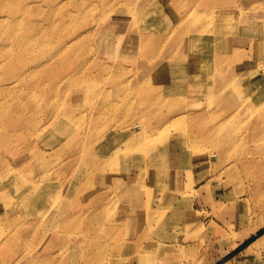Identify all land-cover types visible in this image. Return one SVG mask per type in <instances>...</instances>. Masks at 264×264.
Segmentation results:
<instances>
[{
  "label": "rangeland",
  "instance_id": "rangeland-1",
  "mask_svg": "<svg viewBox=\"0 0 264 264\" xmlns=\"http://www.w3.org/2000/svg\"><path fill=\"white\" fill-rule=\"evenodd\" d=\"M183 1L158 0L153 3L152 0H96L92 6L85 8L86 12L80 17L55 27L53 20L56 11H52L51 5L56 4V8L74 11L77 4L72 0H27L26 8L21 10L12 0H0V23L6 28L0 30V63L14 61L18 51L27 62L34 58L46 60V56L59 50L62 36L71 31L88 35L83 39L74 40L77 44L71 50L73 55H84L91 61V71L97 76L90 78L85 84L83 95L78 100V106L82 110H86L92 103L99 102V90L102 86L109 88L110 84L106 80L114 76L125 82V85L122 89H110L113 90L110 96L112 102L125 99L133 102L135 108L143 102L148 104L149 100L140 97L138 90L141 85L151 83L153 86H161L162 89L164 87L167 93H178L179 89L170 90L167 87L172 82L170 74L174 71V65H177L170 62V59L178 53L177 58L185 57L184 60L175 59L182 64L196 56H200L203 61L208 60L207 70L209 67H227L232 71L240 67L246 75L253 76V71L260 67L259 72L264 73V0H233L231 6L226 8H207L205 0H196V6L202 10L199 14L203 15L205 22L203 30L200 31H192L186 28L185 23H178L177 16L182 11L178 7ZM149 7H152L154 13L146 10ZM31 8L34 9L28 11ZM16 18L27 34H31L33 23L44 21L45 18L51 19L52 22L45 25L48 31L37 39V43H19L9 31ZM97 23H102L104 28L95 32ZM141 26L148 27L150 35L154 38L146 49L140 48L132 41L127 42L128 36H132L136 29L141 30ZM120 34L127 37L126 42L122 43V46L125 43L122 49L107 50L101 45L105 40H115ZM160 36H163L164 41L160 47L159 44L154 46V40ZM210 46H213V49L209 52ZM25 47L35 51L26 50ZM158 47L160 50L157 52ZM152 52L157 53L152 54L154 57L151 59L150 69L142 68L140 62L144 60V55ZM94 58L97 60L92 61ZM163 59H169L168 63L161 64ZM0 74L3 75L4 72ZM27 75L28 81L45 80L39 78L37 73ZM8 82H12V79L0 82V119L10 118L22 123L24 131L15 133L20 140L27 138L29 133L32 135L31 123L37 122V125H40L41 118L52 109L61 108L60 103L63 104L67 98L65 95H52V92H48L51 91L49 87L45 91H31L27 87L28 84L14 82L7 85ZM259 84L264 85V79ZM237 90L248 105L235 116L231 106L224 105L215 97L221 91L218 88L202 86L199 89L196 86L190 100L187 93H180L183 102L192 104L196 109H206L208 117L204 122L207 126L231 120L225 125L224 133L219 136H192V141L184 150L189 151V154L185 155L190 158L187 163L175 167L173 160L170 171L164 174L161 172L164 159L160 158L158 167H155L160 172L147 169V179L140 182L139 198H131L132 202H143L149 208L146 211L144 207L145 212L137 220L126 223L122 219L124 207L119 202L121 195L114 187L94 184L87 191L86 195L90 197L105 194L110 198L108 208L98 212L97 220L94 221L95 228L98 226L97 222H101L108 230L103 232L96 229V237H101L104 241L102 245L106 246L108 256L114 250L116 240L126 243L123 247V257L117 256L109 264H139L137 256L141 254L144 259L153 261L158 254L154 246L157 243L161 244L162 249L166 248L176 256H183L182 259L187 260L186 264H264V243L252 244L264 234V133L253 134L258 120L264 116V112L258 110L259 103L264 100V91L254 88L250 80H244ZM172 103H166L165 106ZM29 106L32 108L29 109ZM167 108L163 111L164 115L169 114ZM143 116L137 113L129 120H122V125L117 131H125L128 138L134 139L136 136L138 144L150 148L152 145L144 143L145 137L147 140H155L154 146L160 138L156 128L153 129L150 123L144 121ZM170 128V132L162 138L174 136L176 132L190 133V120L183 118ZM78 130L81 129L75 124L68 131L73 134ZM42 134L43 136L36 133L32 135L35 142L34 152L40 153L42 158L38 159L39 157L31 154L30 148L24 144L11 151L14 157L27 155L28 161L31 162V167H18L20 175L15 174V178H24L27 182L21 180L19 183L24 192V184L39 185L35 176L44 174L46 170L61 169L68 159L63 153L53 151L51 146L47 145L45 140L47 137L53 140L52 135ZM83 160L81 164H76L80 172L85 171L89 175L100 168L99 162L87 158ZM39 162L40 167H37ZM66 180V175L61 173L43 178L42 187L46 195L53 200V204L59 199L58 190L64 192L67 187ZM4 187L0 184V190ZM26 188L28 190L29 187ZM88 196L85 199H89ZM54 207L47 217H41L39 220V225L44 227L42 229L46 233L22 249L15 244L5 245L0 249V264H77L76 260L85 251V247L89 248L88 241L83 239L84 229H70L67 233L61 231L55 226L61 219V215L57 213L61 203L58 201ZM16 209L19 208L12 205L3 208L0 214V231L2 225H5L6 217L17 214ZM136 241H140V248L133 245ZM235 244L237 246L225 257L218 259ZM81 262L80 259L78 263Z\"/></svg>",
  "mask_w": 264,
  "mask_h": 264
},
{
  "label": "bare ground",
  "instance_id": "bare-ground-1",
  "mask_svg": "<svg viewBox=\"0 0 264 264\" xmlns=\"http://www.w3.org/2000/svg\"><path fill=\"white\" fill-rule=\"evenodd\" d=\"M26 1L27 0H12L20 10L26 8ZM72 1L74 4H77L75 6L76 10L74 11L56 8V4L51 5L50 8H52V11H56V16L53 20L55 27L66 24L68 20H75L80 17L81 14L86 12V7L92 6L96 2V0ZM152 1L153 3L158 2V0ZM195 1L196 0H184L178 7V9H182V11L180 14L178 13L179 15L177 18L178 23H185L187 25L186 28L192 29V31H200L203 30L205 22L202 17L203 15L199 14L202 10L196 6ZM232 1L233 0H205V4L207 8H226L231 6L230 4ZM33 9L34 8L28 9V11ZM146 10L149 13H154L152 7L146 8ZM18 20V18L15 19L16 22L9 27V31L17 42H29V44L37 43V39L43 37L48 31L45 25L48 22H52L51 19L45 18L44 21L33 23L32 28H30L32 29L31 34H27L22 30L20 26L21 22ZM97 25L98 27L95 32H98L104 26L102 23H97ZM141 28V30L136 29L132 36H128L127 42L132 41L140 48L146 49L151 45L154 38L150 35L148 27L141 26ZM2 29L5 30L6 28H3V25L0 23V30ZM70 33L60 38L61 45L59 50L54 54L46 56L48 60H43V58L42 60H38L34 58L30 60L31 62H27V60H24L20 56L18 51L14 61L11 60L8 63H0V73L4 72L3 75L0 74V82L12 79V82H8L7 85H11V83L14 82V84L22 82L28 84L27 87H29L31 91H34V89H43V91H45L47 87H49L51 91L48 92H52V95L67 96L65 102L63 104L60 103L62 105L61 108H54L43 119L41 118L40 125H37V122H33L30 125L32 135L33 133L40 136H43L42 133H46V136L52 135L53 140L48 139L49 137L46 138L45 142L47 145L51 146L53 151L61 152L66 155V159L68 158L61 169L59 168L60 170H46L44 174L35 176L40 183L39 185L32 183V186H25L23 183L26 189L24 192V188L20 186L19 183L21 180L22 182L26 181L24 178H21V180L19 177L15 178V174L19 176L20 169H18V167L27 168L31 165V162L28 161L29 158L27 155L14 157L11 155V151L18 149L24 144L30 148V153L34 154L35 157H39L38 159L42 157H40V153L34 152L35 142L30 133L27 138L21 140L17 138L15 133L24 131L22 123L18 122V120H10V118L0 119V153H2L0 154V184L5 186L0 190V214L3 208L7 206L12 205L14 208H19L16 209L17 214L13 213L12 216H7L5 225H2L3 227L0 231V249L8 244H15L22 249L42 237L46 232L42 229L44 227L41 228V225H39V220L41 217H47L55 208V204L59 201L61 203V208L57 210V213L61 215V219L55 226L64 233H67L70 229H84L83 239L88 241L87 246H89V248L87 247L86 249L85 247V251L80 254L79 259L76 260L77 264H109L115 257H123V247L126 243H121L117 240L116 242L113 241L114 250L111 251L108 256L106 246L102 245L104 241L101 237H96V229L103 232L108 230L101 222H97L98 226L95 228L94 221L97 220L98 212L108 208L107 203H109L110 198L105 194H97L96 197H94V195L90 197L86 195L87 191H89L94 184H101L109 188L114 187L121 195L119 202L122 203L124 207L122 219L126 223L137 220L138 217L145 212V209L147 211L149 208L147 205H144L143 202H132L131 198L133 196L139 198L140 182L141 180L147 179V169L154 170L156 173L160 172L158 168L155 169V167H158V162L161 161L160 158L164 159V167L163 171H161L164 174L170 171L172 167L171 162L173 160H175L173 162L175 167L178 164L185 163L190 158L185 156L189 154V151L184 150L189 146V142L192 141V136L199 135L209 137L215 134L219 136V134L224 133L225 125L231 120L227 119L223 121V124L218 123L207 126L204 122L205 118L208 117L206 109H196L192 104L183 102L180 93L184 95L187 93L190 100L193 98L190 96L194 94L193 92L196 90V86H198L199 89H201L202 86L218 88L221 91L219 94H216L215 97L220 99V102L224 105L227 104V106H231L232 114L235 116L238 111L242 110V108L246 109L248 105L247 101L244 100L245 98L237 93V89L243 85L244 80H250V84H252L254 88L264 91V85L259 84L262 83V79H264V73L261 74L259 72L260 67H257L255 72L253 71V76L246 75L244 70L240 67L232 71L227 67L224 69L209 67V70H207L206 63H209L208 60L203 61L200 56H196L192 58V60L187 59L185 63L182 64L177 60H184L185 57L180 56V59L177 58L179 55L178 53L175 57H171L170 59V62L177 65H174V71L170 74L172 82L167 86L170 90L179 89L178 93H172V91L167 93L164 91V87L162 89L161 86H153V83H151L146 86L141 85L138 90V95L140 97L149 100L148 104H144L143 102L139 105L138 102L137 105L139 106L135 108L133 102L125 99L121 100V102H112L110 96L113 90L110 91V89L115 88L116 90L125 85V82H122V80L114 76V78H108V80H106L108 84H110L109 88L102 86L99 90V102L92 103L86 107V110H82L81 107L78 106V100L83 95L85 84L90 78L97 76L91 71V61L87 60L84 55L77 57L71 52L73 47L77 44V41L74 40L83 39L88 35L84 36V34L79 31H71ZM34 37L37 38L35 39ZM126 38V36L120 34L115 40H105L101 45L107 50L116 51V49H122L125 45L124 43L122 46V43L126 42ZM154 41V46L159 44L160 47V44L164 41L163 36L156 38ZM159 47L157 52L160 50ZM25 48L26 50L31 49L30 51H35L33 48ZM208 49L209 52L212 51L213 46H210ZM149 53L144 55V60L140 62L144 69H150V65L152 64L151 59L154 57L152 54L155 53ZM95 60H97V58H94L92 61ZM168 60L163 59L161 64H167ZM184 64H186V66ZM208 66H210V64H208ZM262 69H264V66ZM28 73H37L39 74V78H45L47 81H28ZM50 82L51 84H49ZM157 90L158 92L156 93ZM169 102L173 103L171 105L169 104V106H165V104ZM259 106V112H264V100L259 103ZM30 108H32V106H29V109ZM166 108L169 114L164 115L163 111ZM249 110L250 107H248V111ZM137 113L144 115V121L150 123L153 129L156 128L158 138H160L156 146H154L155 140H147L145 137L144 143L152 145V147L147 148L145 145L142 146L138 144L136 136H134V139L128 138L125 136V131H117L120 125H122V120H129ZM246 113L247 111L244 114ZM183 118H189L190 120V133L176 132L174 136L170 135L169 137L162 138V136L170 132V127L174 123L181 121ZM261 118L258 120L253 134L264 133V116L262 119ZM75 124L81 130L72 134L68 130ZM162 125L164 126L161 127ZM21 141L23 142L21 143ZM199 146L200 144L198 145L200 149ZM84 158L99 162L100 168L92 174L89 173V175L85 171L80 172L76 164H81ZM37 167H40V162ZM59 173L66 175L67 187L64 192L58 190L57 197H59V199L53 204V200L44 192L42 182L43 178L56 176ZM162 173H158V175H163ZM74 182H76V184L73 185L72 183ZM80 184H83V186ZM26 187H29L28 190ZM76 187L78 188L76 189ZM6 191L8 192L6 193ZM86 196H88L89 199H85ZM13 203H16V205ZM30 217L32 220H30ZM161 221L162 220H160V222ZM19 229L20 234L18 235ZM75 231L76 230H74V232ZM64 236H66V234H64ZM139 242L140 241H136L132 243L135 247L140 248ZM257 243H264V234L252 244ZM160 245L161 244L158 243L154 245L156 247L155 252H158L155 260H146L143 254H141L137 256L139 264H186L185 262H187V260L182 259L183 256H176L172 254L171 251H167L168 249H162ZM236 246V244L230 246L218 259L225 257ZM80 259L82 262L78 263ZM128 261H130V259H128ZM224 264L231 263L225 262Z\"/></svg>",
  "mask_w": 264,
  "mask_h": 264
}]
</instances>
